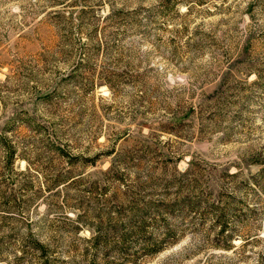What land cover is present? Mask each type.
<instances>
[{
	"label": "rangeland",
	"instance_id": "rangeland-1",
	"mask_svg": "<svg viewBox=\"0 0 264 264\" xmlns=\"http://www.w3.org/2000/svg\"><path fill=\"white\" fill-rule=\"evenodd\" d=\"M0 138V264H264V0H0Z\"/></svg>",
	"mask_w": 264,
	"mask_h": 264
},
{
	"label": "trees",
	"instance_id": "trees-1",
	"mask_svg": "<svg viewBox=\"0 0 264 264\" xmlns=\"http://www.w3.org/2000/svg\"><path fill=\"white\" fill-rule=\"evenodd\" d=\"M1 142L2 138H0V144ZM122 199L128 209L125 218L120 220L116 217L112 218L109 214H106L105 218L99 217L96 223L90 226L91 236L88 242L95 244L102 241L108 245L107 239L109 237L101 229L103 224L110 225L112 228L115 236H113L110 243L114 247L119 245L124 247L127 243L131 246L136 244L143 255L148 256L159 253L175 242V231L170 229L167 218L164 216L165 213L172 212V205H155L137 193L131 196H124ZM105 200L103 201L105 202ZM183 204L186 207L193 205L192 202ZM28 244L34 252L42 251L44 248V245L34 239L29 240ZM38 260V264L47 263L46 258L40 257Z\"/></svg>",
	"mask_w": 264,
	"mask_h": 264
}]
</instances>
